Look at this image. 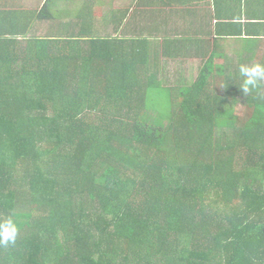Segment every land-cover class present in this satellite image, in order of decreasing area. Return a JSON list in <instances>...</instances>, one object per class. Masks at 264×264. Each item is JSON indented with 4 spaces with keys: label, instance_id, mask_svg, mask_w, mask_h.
Segmentation results:
<instances>
[{
    "label": "trees",
    "instance_id": "trees-1",
    "mask_svg": "<svg viewBox=\"0 0 264 264\" xmlns=\"http://www.w3.org/2000/svg\"><path fill=\"white\" fill-rule=\"evenodd\" d=\"M54 1L0 10V264H264V82L212 58L164 86L146 40Z\"/></svg>",
    "mask_w": 264,
    "mask_h": 264
},
{
    "label": "crops",
    "instance_id": "crops-1",
    "mask_svg": "<svg viewBox=\"0 0 264 264\" xmlns=\"http://www.w3.org/2000/svg\"><path fill=\"white\" fill-rule=\"evenodd\" d=\"M46 2L0 0V10L30 14ZM55 8L74 14L65 20H73L75 29L81 23L76 13L86 9L91 18L103 16L88 27L146 40L148 60L164 86L175 89L194 83L212 58L217 66H241L264 55V0H55Z\"/></svg>",
    "mask_w": 264,
    "mask_h": 264
},
{
    "label": "clouds",
    "instance_id": "clouds-1",
    "mask_svg": "<svg viewBox=\"0 0 264 264\" xmlns=\"http://www.w3.org/2000/svg\"><path fill=\"white\" fill-rule=\"evenodd\" d=\"M239 74L242 80L239 87L244 94H248L264 82V64L241 65ZM18 234L19 226L13 217L0 218V247L14 245Z\"/></svg>",
    "mask_w": 264,
    "mask_h": 264
},
{
    "label": "rangeland",
    "instance_id": "rangeland-1",
    "mask_svg": "<svg viewBox=\"0 0 264 264\" xmlns=\"http://www.w3.org/2000/svg\"><path fill=\"white\" fill-rule=\"evenodd\" d=\"M53 7H55V5ZM258 57L260 58V56ZM164 99H167L165 97V94H163V97L161 98V100L159 98L160 106L162 105V102ZM225 111L236 117H240L241 119L246 118L248 116L247 113H249V110L247 108V105L245 104L244 98L240 96L227 98L226 103H225ZM152 117L156 118L157 116L152 114Z\"/></svg>",
    "mask_w": 264,
    "mask_h": 264
}]
</instances>
